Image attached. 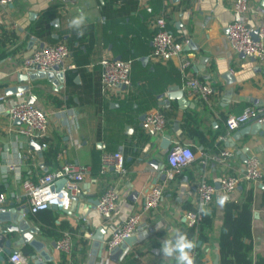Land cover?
<instances>
[{
  "label": "crops",
  "instance_id": "crops-1",
  "mask_svg": "<svg viewBox=\"0 0 264 264\" xmlns=\"http://www.w3.org/2000/svg\"><path fill=\"white\" fill-rule=\"evenodd\" d=\"M234 2L15 0L9 5L0 4V192L8 195L5 207L24 202L22 180L37 181L43 173L56 168L60 164L56 153L60 150H65L66 160L87 167L83 192L73 209L71 204L68 212L49 208L38 213L30 211L26 216L30 225L40 228L35 236L45 243L52 257L48 264H176L175 257L162 254V242L174 240L177 230L186 233L191 228L185 211L195 207L197 181L205 177L217 186L223 176L241 174L246 162L242 153L248 158L259 157L264 169V132L248 133L235 146L227 145L234 132L227 128V116L240 114L247 106L264 104V66L254 57L235 50L229 39ZM81 11L86 17L84 24L80 29L70 27L69 22ZM162 11L168 13L169 29L188 42L181 56L159 62L150 55L154 33L150 20ZM245 21L254 29L264 26V0H251ZM78 31L84 35L79 36ZM59 41H65L72 50L66 64H75L59 80L62 86L39 76L20 81L19 73H30L23 69L22 58L42 43ZM104 57L133 60V87L103 89L100 61ZM182 58L192 61L190 74L215 87L209 102L191 96L185 88L180 68ZM228 71L233 75L229 81L223 77ZM18 85L30 86L22 97L12 90ZM174 86L184 89L187 103L168 101L166 94ZM32 98L50 116L46 138L49 145L41 151L31 147L32 138L18 133L20 121L9 115L14 103L21 99L30 102ZM156 107L169 113L165 135L170 136L172 143L166 150L160 147L162 137H150L142 125L143 115ZM192 115L195 116L192 127L203 133L204 140L183 125ZM177 145L190 146L196 158L171 179L167 177L168 154ZM224 148L235 153L226 162L208 159L203 163L204 157ZM114 152L125 157L124 175L114 171L102 173V156ZM159 183L164 185V199L158 209L143 212L133 245L116 259L106 247L102 256L91 261L92 235L98 228H105V239L109 238L116 225L132 212L143 209L145 192ZM109 186H117L122 196L112 221L106 222L92 200L97 201ZM250 190H253V250L249 255L254 258L264 255L263 177L257 183L242 181L231 193L218 187L208 208L212 222L207 240L196 235V247L192 250L196 253L201 249L206 264H214L218 255L221 264L220 239L228 204L243 205ZM222 196L227 197L223 206L218 203ZM7 223L0 222V241L4 246L0 264H13L10 255L15 252L27 255L30 264H34L30 256L33 247L20 242L15 232H2ZM65 232L73 237L71 255L53 245ZM8 239L15 250L12 253L7 251Z\"/></svg>",
  "mask_w": 264,
  "mask_h": 264
},
{
  "label": "built area",
  "instance_id": "built-area-1",
  "mask_svg": "<svg viewBox=\"0 0 264 264\" xmlns=\"http://www.w3.org/2000/svg\"><path fill=\"white\" fill-rule=\"evenodd\" d=\"M15 0H0L1 5L12 4ZM144 4H149L152 0H142ZM251 5V0H235L234 16L229 25V39L232 47L238 52L254 57L264 66V26L258 28V38L255 39V30L245 21V15ZM166 11L155 15L150 20L154 29L152 39L151 57L155 61H169L174 57L181 56L184 44L187 39L179 40L178 36L169 29ZM72 55V50L65 41L47 43L32 50L31 53L22 58V67L27 72L51 71L55 66H59L58 71H66L74 68L75 64H66V60ZM102 84L103 89L108 91L114 87H133L132 82V59H122L115 57H104L101 59ZM192 61L190 58L181 59V72L185 79V88L193 97H198L209 102L215 93V87L206 81L193 76L189 72ZM19 97L24 95V91L17 92ZM9 115L12 119H19L20 125L18 133L27 137L39 140L42 148L48 147L46 141L50 131L49 113L41 106L21 99L9 108ZM254 122H264V104L247 106L240 114H230L226 118V125L229 132L236 131L246 124ZM169 124V117L165 111L156 107L146 113L142 121L145 132L150 137H164ZM230 148H224L218 152H213L203 159L206 164L208 159L224 163L234 155ZM59 165L53 170L43 173L37 181L31 178L22 180L23 198L18 193L13 195L29 206L32 213L52 208L53 205L61 206L62 210H68L72 204V196L81 195L83 192V182L86 178L87 167L78 162H70L65 159V150L56 153ZM196 158V153L188 145H177L168 154L167 171L168 178H174L176 173L189 166ZM10 168H13L11 166ZM102 173L111 171L121 175L126 173L125 157L121 152L105 153L102 156ZM264 177L262 162L257 156H250L244 164V168L239 175H225L220 180V187L226 193L234 191L238 185L245 181L247 183H257ZM66 179L63 186L57 190V182ZM197 199L195 207L185 211V218L190 227L199 229L203 217L201 207L208 209L211 207L216 191L215 183H211L207 178L202 177L197 181ZM122 194L117 186H109L100 195L97 205L98 211L106 222L112 221L117 209L118 202ZM8 195L0 192V211H6L5 201ZM164 199V185L152 184L144 195L143 209L129 214L123 222L116 225L109 238L105 239V246L113 249L122 244L126 237L135 234L140 224L143 212L158 209ZM1 238V237H0ZM57 248L71 255L74 248L73 237L70 232H65L57 240ZM4 251V246L0 241V254ZM194 257L196 253H192ZM13 264H30V258L21 253L15 252L10 255ZM72 264V263H66Z\"/></svg>",
  "mask_w": 264,
  "mask_h": 264
},
{
  "label": "water",
  "instance_id": "water-1",
  "mask_svg": "<svg viewBox=\"0 0 264 264\" xmlns=\"http://www.w3.org/2000/svg\"><path fill=\"white\" fill-rule=\"evenodd\" d=\"M253 36L255 39L258 38V29H255L253 31ZM44 43L41 44L43 46ZM244 54V53H243ZM120 58V57H117ZM59 66H55L54 70L51 71H36V72H30V73H19L18 77L20 81L23 80H29V79H36L37 76L39 77H47L54 85L60 84L61 79H64L65 72L64 71H58ZM228 81L233 78V75L230 71L226 72L224 76ZM62 86L61 84L59 85ZM29 85H18L14 87L15 91H24L29 89ZM59 87V88H60ZM168 101L171 99H177L179 103L185 104L187 103L188 99L186 97L184 89H180L178 86L171 87L170 90L167 92ZM34 102V98L31 99L30 103ZM145 118V115L142 117ZM19 120V119H17ZM20 121V120H19ZM263 133L264 132V122H254L250 124H246L240 129L233 132L232 136H230L229 141L227 142V145L235 146L236 141L241 138L242 136H245L246 134H256V133ZM31 147L37 151H41L42 145L41 143L37 142L35 139L30 140ZM172 143L171 138L169 135H165L161 139L160 147L161 149H168L169 145ZM242 157L247 161L248 157L242 153ZM166 174L163 175L165 177ZM66 182V179H61L57 182V190H59L63 184ZM220 187L217 185V188ZM81 196H72V208H74L75 205H77L78 200ZM96 204L99 203V199L97 201L92 200ZM53 209L62 210L61 206L53 205ZM66 211V210H63ZM68 212V211H66ZM30 213V208L26 203H21L20 205H13L6 211H0V222L8 221V223L2 228L3 233H11L15 232L19 235V240L22 243H29L33 250L31 251V258L34 261V264H48V261L52 260V257L49 255V253L45 249V243L37 238L35 234L40 230L39 227H34L30 225L29 218L26 216ZM105 228L99 227L97 232L92 235L93 239V251H92V259L96 256H102L105 246ZM137 240V237L135 235L126 237L121 245L111 249V257L116 259L119 254H121L127 247L130 245H133V242ZM53 245L57 246V242L54 241ZM7 251L9 253L14 252L15 250L11 248V239H8L7 241ZM214 264H219V255L217 256L216 260L214 261Z\"/></svg>",
  "mask_w": 264,
  "mask_h": 264
},
{
  "label": "trees",
  "instance_id": "trees-1",
  "mask_svg": "<svg viewBox=\"0 0 264 264\" xmlns=\"http://www.w3.org/2000/svg\"><path fill=\"white\" fill-rule=\"evenodd\" d=\"M179 40H182L178 37ZM165 111V109H164ZM169 117V113L165 111ZM195 116H191L184 122V127L191 133L198 134L202 140L204 135L202 132H196L192 127ZM253 190H250L246 201L243 205H238L230 202L227 207L225 226L220 239V262L221 264H264V255H259L256 258L250 256L253 250L252 240V218H253ZM46 210V209H45ZM40 212V211H39ZM38 213V212H37ZM212 213L205 209L201 225L197 230L191 227L186 233L190 240H194L196 235L198 239L207 240V231L211 227ZM244 238L249 239L246 241ZM86 243V240L82 241ZM201 249L196 251L195 263L206 264L203 260Z\"/></svg>",
  "mask_w": 264,
  "mask_h": 264
},
{
  "label": "clouds",
  "instance_id": "clouds-1",
  "mask_svg": "<svg viewBox=\"0 0 264 264\" xmlns=\"http://www.w3.org/2000/svg\"><path fill=\"white\" fill-rule=\"evenodd\" d=\"M85 15L81 11V14L78 17L73 18L69 22L70 27H74L76 29H80L81 26L85 22ZM79 36H83V31H78ZM227 200L226 196H222L219 198L218 203L223 206L225 201ZM201 211H204V208L201 207ZM196 247V243L194 240H190L187 237L186 233H182L177 230L175 234V239H165L162 242V254L165 257H175L176 264H194V257L192 256V250Z\"/></svg>",
  "mask_w": 264,
  "mask_h": 264
}]
</instances>
